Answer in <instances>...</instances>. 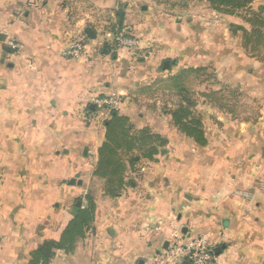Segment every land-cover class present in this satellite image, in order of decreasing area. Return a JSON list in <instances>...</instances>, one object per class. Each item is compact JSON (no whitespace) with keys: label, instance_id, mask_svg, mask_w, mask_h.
Here are the masks:
<instances>
[{"label":"crops","instance_id":"0c3cea01","mask_svg":"<svg viewBox=\"0 0 264 264\" xmlns=\"http://www.w3.org/2000/svg\"><path fill=\"white\" fill-rule=\"evenodd\" d=\"M251 10L264 18V0L253 2ZM206 11L211 18L218 14L214 29L190 11L166 34L140 22L138 47L112 58L107 46L98 52L97 36L57 0H0V264H30L31 252L57 240L72 219L73 205L86 207L89 197L95 219L85 237L77 239L73 252L57 250L50 264H148L151 253L167 249L179 228L216 246L217 264H264V191L254 186L255 179L264 182V117L253 123L223 112L211 117L213 108L202 100L194 109L208 139L202 147L154 99L158 92L186 88L185 77L195 72L192 61L207 66L214 59L219 77L264 102V62L245 54L250 44L264 41L246 45L243 32L234 28L251 31V13ZM206 30L221 32L220 55L209 49ZM85 34L84 55L65 57ZM6 39L19 41L22 50L9 51ZM180 45L187 48L184 65ZM166 60L170 69L163 68ZM114 90L123 99L119 114L133 132L149 128L168 142L165 155L142 158L134 169L127 164V184L117 196L107 193L106 180L95 174L106 127L85 121L83 112L94 111V97ZM138 164L145 168L142 182L128 185ZM238 188L250 191L251 198L233 196ZM82 191L84 198L76 197L70 207ZM186 220L194 227L202 222L200 230L184 227ZM220 223L223 233L214 234L225 235L227 243L206 233Z\"/></svg>","mask_w":264,"mask_h":264},{"label":"rangeland","instance_id":"374dc122","mask_svg":"<svg viewBox=\"0 0 264 264\" xmlns=\"http://www.w3.org/2000/svg\"><path fill=\"white\" fill-rule=\"evenodd\" d=\"M62 5H66L69 7V13L72 17L81 18L86 23L88 32L91 33L90 36H97L98 39V52L100 53V49L103 47L104 49H110L112 52L111 57L113 58L118 55L117 51L127 50L129 52H134L139 45V41L142 39L139 31V23L146 22L150 26L156 25L160 26L163 30L161 34L167 33V28L171 29V27H175L176 23L180 20L181 22L185 19V15L189 13V11L197 17V21L210 23V28L214 29L217 27L216 23L213 20H216L215 17H218V14L212 16V19L209 12L206 11L209 4L206 0H57ZM43 0H40V4ZM98 2V5L95 3ZM104 5V6H103ZM210 8V7H209ZM212 10V9H211ZM124 12L122 22L120 23V15L119 12ZM193 11V12H192ZM125 13L129 14L128 17L125 16ZM200 18V16H202ZM209 15V16H208ZM243 15V14H241ZM210 18V19H209ZM209 21V22H208ZM125 32L126 35L133 37L135 39L136 44L130 49H124L119 47L116 41V33ZM210 31V32H209ZM206 30L204 36L208 37V42L210 44L209 49H215L218 55H220V34L221 32H217L214 30ZM212 31V32H211ZM224 32V30L222 31ZM227 35L231 37V34L227 32ZM228 37V38H229ZM235 38V35L232 36ZM89 38V35L85 34V37L76 41H73L66 51H69L76 44H80L82 46V53L79 57L67 56V58L78 59L82 57L85 53V41ZM264 39V38H263ZM256 44L249 45L247 49H245V54L248 57H258L259 60L264 62V46H255ZM107 46V48H106ZM186 45H180V64H186L187 62V48ZM195 48L200 51V47L195 46ZM156 50V49H155ZM154 50V52H155ZM160 50L165 54L167 53V47L162 46ZM65 51V52H66ZM214 51V50H212ZM189 54V53H188ZM151 55V54H150ZM201 59V58H199ZM211 65L200 66L197 60L192 61L190 64L195 66L194 73H189L187 77H185V87L181 88L179 91L162 93L158 92L154 99L156 101L159 100L160 109L165 108L167 113L168 110L176 109L182 103V92H189L192 95L193 100H195V104L200 103L202 100L206 101L209 108H213L211 112V117H217V115H221L223 112L228 116L234 117L237 120L251 121L256 122L259 118L264 117V102L262 99H257L253 95H249L247 92L242 91L239 87H237L236 82H226L225 78L220 75L218 76L217 72V62H214V59L210 62ZM164 81H168V78L163 79ZM204 91H201V90ZM190 90V91H188ZM112 92L117 93L119 96V108L118 112L122 109V95L116 90L107 93L104 96H97L92 99V103L98 97H106ZM214 107L216 109H214ZM88 107L84 108L86 120L87 122L96 123L99 127H104L106 122L111 118V113L113 111L98 107L95 105L94 111H89ZM195 114L198 115L201 119L202 116L195 110ZM83 146V145H82ZM80 146V147H82ZM168 150L163 148L161 150L160 155H165ZM80 155V153H79ZM159 157V156H158ZM165 157V156H164ZM145 166V165H144ZM145 172V168L138 164L136 170L129 176L128 185L134 184L139 186V183L142 182V175ZM79 176L74 177V179H78ZM73 179V178H72ZM259 182V184L257 183ZM130 183V184H129ZM255 187H260V190L264 191V182L262 180L255 179ZM86 191L80 192L77 196L73 197L72 201L70 200V207L75 203L76 197H83ZM89 192V191H87ZM251 192L242 190L240 188L234 189L232 191V195L241 199L242 197L245 199L251 198ZM144 197H147L146 195ZM183 197V196H181ZM80 199V198H77ZM183 201H186L183 199ZM191 220H186L183 222L184 227L191 228L192 231L199 229V226H202V222L198 223L196 227L191 224ZM223 225L220 223L219 228H212L207 230L213 233L214 239L217 241L222 240V242H226L225 235H216L214 233H223L222 232ZM183 233L182 228L176 229ZM200 230V229H199ZM198 233H205L204 231H199ZM173 235V234H172ZM201 235V234H199ZM151 239H149L150 241ZM152 241V240H151ZM221 242V243H222ZM227 243V242H226ZM221 245V244H220ZM216 247V246H215ZM154 253H151V257ZM149 256V257H150Z\"/></svg>","mask_w":264,"mask_h":264},{"label":"trees","instance_id":"16d2710c","mask_svg":"<svg viewBox=\"0 0 264 264\" xmlns=\"http://www.w3.org/2000/svg\"><path fill=\"white\" fill-rule=\"evenodd\" d=\"M210 9L215 12L233 15L239 11L251 13L248 21L253 29L248 31L241 26L235 30L243 32L245 44L251 40L263 43L264 18L258 12L251 10V4L256 0H206ZM246 44V45H247ZM182 103L173 110H168L173 122L179 130L192 138L199 146H206L208 139L203 128L202 119L195 114V100L189 92H182ZM106 142L99 150V162L95 171L97 176L107 182V193L117 196L126 184L125 174L127 164L134 169L142 158L155 160L161 149L167 145V140L159 134L153 133L149 128L132 131L127 117L118 111L111 113V118L106 122ZM72 219L60 233L57 240H48L33 250L30 254V264H50L57 250L67 253L75 250L78 238H83L90 224L95 219V204L89 197L86 207L75 203L72 207Z\"/></svg>","mask_w":264,"mask_h":264},{"label":"built area","instance_id":"2783aa9c","mask_svg":"<svg viewBox=\"0 0 264 264\" xmlns=\"http://www.w3.org/2000/svg\"><path fill=\"white\" fill-rule=\"evenodd\" d=\"M116 41L119 47L130 49L136 44L133 37L126 35L125 32L116 33ZM11 52L22 50V44L15 39H6L3 41ZM82 53V46L76 44L64 55L79 57ZM119 96L112 92L106 97H98L94 104L98 107L106 108L111 111H117L120 105ZM218 255L216 248L210 245L203 237H187L180 231H174L169 247L150 258L148 264H217Z\"/></svg>","mask_w":264,"mask_h":264},{"label":"water","instance_id":"95a60500","mask_svg":"<svg viewBox=\"0 0 264 264\" xmlns=\"http://www.w3.org/2000/svg\"><path fill=\"white\" fill-rule=\"evenodd\" d=\"M119 15H120V23L122 22V18H123V13L120 11L119 12ZM163 68L164 69H170L171 68V61L170 60H166L164 61L163 63ZM71 183L74 184L75 183V180H71ZM81 184V181L79 182ZM183 232L185 233L186 232V228L183 229ZM168 246V242H166L165 244V248ZM218 250L216 249V252ZM184 264H189L188 262L187 263H184Z\"/></svg>","mask_w":264,"mask_h":264}]
</instances>
